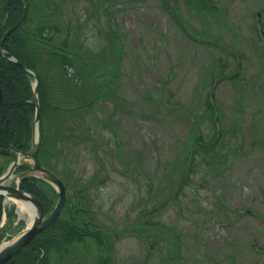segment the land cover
I'll use <instances>...</instances> for the list:
<instances>
[{"label":"rangeland","instance_id":"374dc122","mask_svg":"<svg viewBox=\"0 0 264 264\" xmlns=\"http://www.w3.org/2000/svg\"><path fill=\"white\" fill-rule=\"evenodd\" d=\"M27 17L33 46L68 40V79L37 59L47 100L97 88L66 129L46 119L42 158L63 215L77 201L106 248L76 241L52 264H264V0H29ZM50 24L52 42L32 37ZM199 138L217 142L192 159ZM6 201L17 216L0 243L27 228Z\"/></svg>","mask_w":264,"mask_h":264},{"label":"trees","instance_id":"16d2710c","mask_svg":"<svg viewBox=\"0 0 264 264\" xmlns=\"http://www.w3.org/2000/svg\"><path fill=\"white\" fill-rule=\"evenodd\" d=\"M23 5H26V13L21 18ZM28 12L29 0H0V83L2 86V98L0 102V160L4 159L0 161V173L5 170L10 157L3 153L2 149L13 147L19 150H28L31 146L32 121L35 111L31 84L33 77L20 62L31 68L39 80L40 143L38 154L41 164L53 172H55L53 168L46 165L42 158L46 141L51 139L45 128L46 119L53 118V120L57 121L56 124L61 120L63 124L65 123L66 129L67 122L72 121V118L80 117L79 109L92 104L95 96H97V88L94 87L93 100L89 102L82 100V98L73 99L69 97L56 103H51L47 100L46 94H49L46 91L47 76H45V79L42 76L44 74L38 68L40 65L37 59L40 58L42 53H45L50 58L49 64L51 68L59 66L62 70L60 77L68 79V68L72 66V59L63 51L68 48V40L64 39L58 46L53 45L55 48H52L53 46L51 45V48L48 50L38 48L41 43L38 46H33L28 41L29 35L25 34V30L22 29L28 20ZM14 24L17 25L9 34L1 39L4 33L14 26ZM59 29L57 24L40 25L32 32V37L40 42L42 40L50 43L53 41L55 34L59 32ZM9 57H13L15 60H10ZM92 80L94 82L95 78ZM94 84L96 85V83ZM208 106V109L211 110L210 101ZM68 127L70 126L68 125ZM215 135L216 137L219 136L218 131H216ZM197 142V146L191 157L192 159L198 152L202 151L206 154L205 152L209 153L210 150L212 151L217 141L212 140L210 144H204L202 138H199ZM29 167L28 162H22L17 165L16 169L22 172L29 169ZM43 183H45L44 180L34 175H27L21 179L19 187L34 194L42 202L45 212H48L52 208L51 201H49L45 190L41 186ZM67 204L66 202L65 207H63L59 216L50 226L39 232L14 256L0 264H52L53 256L57 255L56 253L67 254L70 247L76 241L81 242L87 238H93L98 247L105 249V234L92 221L91 217L86 216L87 209L81 205L78 207L79 203L76 201L75 206L77 208L71 213V210H69L67 215H63L65 209H67ZM3 206V196L0 195V221ZM6 216L9 223L16 216L13 206L6 207ZM103 262L104 260L100 263L103 264Z\"/></svg>","mask_w":264,"mask_h":264},{"label":"water","instance_id":"95a60500","mask_svg":"<svg viewBox=\"0 0 264 264\" xmlns=\"http://www.w3.org/2000/svg\"><path fill=\"white\" fill-rule=\"evenodd\" d=\"M25 10V7H24ZM259 14V13H258ZM6 34H4L3 38ZM2 38V39H3ZM24 67L25 65L21 63ZM37 79L35 81L34 87V97H35V115L32 122V143L29 150L22 151L16 148L10 147L8 149H2L3 152L13 156L8 168L0 175V195L8 199L15 197L25 198L30 200L36 210V216L27 228L21 232L16 237L11 238L8 242L0 243V263L8 260L14 256L19 250L24 248L27 243L40 231L51 225L55 219L60 214L65 201H66V188L61 179L54 174L51 170L41 165L38 158V148H39V105L37 102ZM2 96V88L0 84V101ZM24 160H29L30 168L23 173H21L15 182V185H10L7 180L12 176L13 171L18 163H20V158ZM34 174L41 177L42 179L50 182L58 191V198L54 207L47 213L44 214V208L40 200L32 193L26 192L19 188L18 182L26 175Z\"/></svg>","mask_w":264,"mask_h":264},{"label":"bare ground","instance_id":"6f19581e","mask_svg":"<svg viewBox=\"0 0 264 264\" xmlns=\"http://www.w3.org/2000/svg\"><path fill=\"white\" fill-rule=\"evenodd\" d=\"M11 200L16 204L17 211L20 215L27 216V226H29L36 216V210L33 203L28 199L18 197L12 198Z\"/></svg>","mask_w":264,"mask_h":264}]
</instances>
